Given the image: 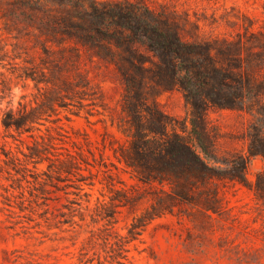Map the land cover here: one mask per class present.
<instances>
[{"label":"rangeland","instance_id":"374dc122","mask_svg":"<svg viewBox=\"0 0 264 264\" xmlns=\"http://www.w3.org/2000/svg\"><path fill=\"white\" fill-rule=\"evenodd\" d=\"M32 1L14 8L0 0V264H77L81 242L91 231L106 227L125 235L151 198L169 191L168 185L142 183L114 156L129 148L131 117L123 112L124 105L135 110L141 130L151 120L147 111L152 108L185 137H190L189 102L208 105L204 126L210 154L224 164L241 156L247 163L246 179L255 182L264 169L262 153L249 156L250 150L264 151V0H91L143 4L171 26L182 43L205 50L190 64L208 71L194 81L182 72L169 86L159 85L157 59L144 46L134 45L131 52L112 47L110 59L100 58L65 34L64 22L71 21L76 8L59 0ZM127 79L136 82L131 91ZM207 83L208 100L200 95ZM56 94L68 105L56 106L57 114L34 129L45 134L49 128L54 137L59 131L63 136L55 141L57 147L82 152L92 173L86 181L92 186H84L89 197H82V207L88 205L84 220L75 217V223L65 227L68 232L48 229L40 218L41 207L30 197L32 184L21 180L33 171L20 153L27 152L30 135L1 124L5 111H17L19 104L34 107ZM225 101L231 102L230 108L217 107ZM8 157L15 164H8ZM224 164L210 166L221 172L231 169ZM83 173L88 176V171ZM211 183L219 194L217 213L209 211L208 216L200 206L180 204L173 214L146 226L140 239L128 246L127 260L105 262L104 252L96 249L88 253L93 258L89 264H264V203L241 184L217 179ZM116 191L135 200L133 205L112 207L118 204L111 202ZM108 212L115 213L103 218Z\"/></svg>","mask_w":264,"mask_h":264},{"label":"trees","instance_id":"16d2710c","mask_svg":"<svg viewBox=\"0 0 264 264\" xmlns=\"http://www.w3.org/2000/svg\"><path fill=\"white\" fill-rule=\"evenodd\" d=\"M7 1L14 8L28 6L33 2ZM59 1L77 9L71 21L64 22L65 34L77 46L92 50L100 58L110 59L112 47L131 52L134 45L144 46L157 59L156 77L159 79V85L165 86L176 82L182 72L190 74L194 81L202 72L208 71L203 65L190 64L194 58L205 55V50L196 45L182 43L175 30L143 4L99 3L91 0ZM81 8L84 10L79 12ZM182 62L186 64L180 65ZM206 78L207 81L211 79L210 75ZM126 81L130 91L135 88L134 80ZM191 86L194 87V83H191ZM206 87L200 90V95L208 100L211 90L208 83ZM55 97L45 102H35L34 107L19 104L20 108L17 111L7 110L3 113L1 124L6 130H13L19 135L23 133L30 135L32 142L26 147L27 152L20 153L24 161L32 165L33 171L29 175H21V180L32 184L30 197L37 202L38 207H41L40 218L47 223L48 229L68 232L69 229L65 227H71L75 223V217L80 221L84 220L83 210H88V205L82 207V197L86 199L89 197L84 186H92L91 183H86L87 179L92 177V173L87 167L91 164L82 152H71L63 146L57 147L55 141H62L60 137L63 136L59 131H56L57 137H54L49 128H46L45 134H41L38 128L34 129L35 126L42 125L43 120L46 121L51 115L57 114L56 106L68 105L62 100L63 95L56 94ZM189 105L190 137L178 133L170 119L155 114L152 108H148L147 111L151 120L147 127L141 130L135 110L128 105L123 106V112L131 117L127 134L130 137L129 148L121 152L120 157L116 156V152L114 156L130 168L142 183L156 182L168 185L169 191H162L161 196L151 198L149 207L132 218L126 227L125 235L111 232L106 227L99 232L91 231L81 242L77 264H89L93 261V258L88 257V253L91 250L96 252V249L104 252L105 262L122 263L127 260L128 246L140 239L146 226L164 214H173L174 208L180 204L200 206L199 211L208 216L209 211L217 213L220 199L218 191L211 185L213 179L246 186L253 192L256 200L264 203V169L256 175L255 182L250 183L244 174L247 164L244 158L236 156L233 160L227 161V164L219 162L205 145V113L209 106L203 107L195 102H189ZM216 105L219 108H230L231 102L225 101ZM33 130L38 131V135H34ZM59 149L62 151H58ZM259 153L264 155V151L250 150L249 156ZM11 160L8 157L7 163L15 164L14 160L10 163ZM214 163L229 165L231 169L223 172L215 170L210 166ZM25 170L27 171V168ZM83 171H88V176ZM15 172L19 173L16 170ZM27 176L32 181L28 180ZM198 188L201 189L196 191ZM58 193L63 195L59 197L56 195ZM115 194L117 196L111 198V202L118 201V204L112 207L132 206L135 201L124 191H116ZM61 199H64V202L58 207L57 203H60ZM85 201L88 203V200ZM114 213L108 212L103 218H112ZM49 214L51 218L48 217ZM93 219L91 217L92 221ZM61 240L64 241L65 238L62 237ZM69 241L71 246H75L72 237ZM33 262L39 263L37 260Z\"/></svg>","mask_w":264,"mask_h":264}]
</instances>
